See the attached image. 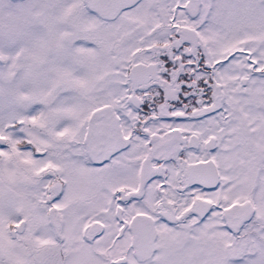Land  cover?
<instances>
[{
    "label": "snow or ice",
    "instance_id": "6c2138e0",
    "mask_svg": "<svg viewBox=\"0 0 264 264\" xmlns=\"http://www.w3.org/2000/svg\"><path fill=\"white\" fill-rule=\"evenodd\" d=\"M0 264H264V0H0Z\"/></svg>",
    "mask_w": 264,
    "mask_h": 264
}]
</instances>
